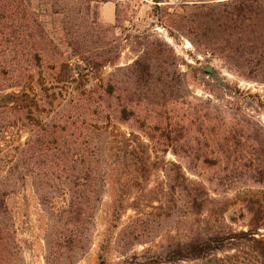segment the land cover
I'll use <instances>...</instances> for the list:
<instances>
[{"label": "trees", "instance_id": "16d2710c", "mask_svg": "<svg viewBox=\"0 0 264 264\" xmlns=\"http://www.w3.org/2000/svg\"><path fill=\"white\" fill-rule=\"evenodd\" d=\"M35 1L0 0V264L22 263L14 218L6 202L14 186L30 179L46 209L45 264L71 261L81 257L90 244L109 172L126 168L129 178L139 183L140 171L150 164L149 147L142 139L153 151H164L173 126L183 121L158 112L164 104L154 99L151 88L160 68V50L154 44H144L141 54L117 68L123 79L115 81V73L101 72L113 61L114 51L100 52L94 47L80 51L82 41L97 45L106 28L98 20L100 1ZM197 5L185 8L204 9L226 41L236 43L234 56L264 72V0H210ZM43 12L61 17L60 30L69 53L61 50L45 28ZM120 126L127 132H120ZM258 127L262 135H254L251 141L264 149V128ZM170 164L171 175L166 177L171 191L185 193L190 200L196 192L207 194L185 175L184 170L193 175L200 166ZM222 170L232 175L236 168ZM258 171L264 174L263 169ZM215 179L226 189L231 183H224L222 176ZM247 212L246 231L175 240L151 263L197 260L222 251L226 241H240L264 264L262 224L251 209ZM132 228L120 232L130 237L122 245L144 235ZM135 260L133 254L120 264H137Z\"/></svg>", "mask_w": 264, "mask_h": 264}, {"label": "rangeland", "instance_id": "374dc122", "mask_svg": "<svg viewBox=\"0 0 264 264\" xmlns=\"http://www.w3.org/2000/svg\"><path fill=\"white\" fill-rule=\"evenodd\" d=\"M98 1V20L106 28L97 45L82 41L80 51L93 47L100 52L114 51L113 61L101 72L115 73L116 81L121 77L117 68L141 54L144 44H154L160 50V68L151 88L155 90L154 99L164 104L158 112L183 121L173 126L164 151H153L152 145L142 139L149 147L150 164L140 171L139 183L129 178L131 172L126 168L113 167L117 170L107 177L88 248L81 257L59 264H120L133 254L137 264H156L151 262L162 257L165 247L175 240L246 231L250 209L262 224L259 233L264 235V174L258 173L264 170V149L251 141L254 135H262L258 126L264 128V72L234 56L232 47L236 43L233 39L226 41L204 9L185 8L210 0ZM59 18L42 13L51 37L69 53ZM81 18L76 16L75 22ZM125 35L130 39L124 40ZM207 65L212 66L220 82L204 72ZM118 130L127 132L124 126ZM170 163L200 166L193 175L184 171L207 194L196 192L190 200L185 193L171 191L166 177L171 175ZM233 167L235 173L224 175L222 169L225 172ZM220 176L224 183L231 182L228 189L218 185L215 178ZM6 202L22 256V263H18L45 264L47 213L31 180L26 178L14 186ZM130 226L144 235L124 246L130 237L120 232L126 229L128 233ZM225 244L222 251L173 264H259L245 243Z\"/></svg>", "mask_w": 264, "mask_h": 264}, {"label": "water", "instance_id": "95a60500", "mask_svg": "<svg viewBox=\"0 0 264 264\" xmlns=\"http://www.w3.org/2000/svg\"><path fill=\"white\" fill-rule=\"evenodd\" d=\"M204 72H205L208 76H210V77H212V78H214L215 80H218V81L220 82L218 75H217L216 73H214L213 68H212L211 65H207V66H205V67H204Z\"/></svg>", "mask_w": 264, "mask_h": 264}]
</instances>
